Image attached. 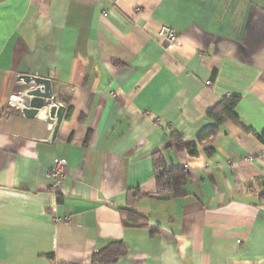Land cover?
Returning a JSON list of instances; mask_svg holds the SVG:
<instances>
[{"label": "crops", "instance_id": "0c3cea01", "mask_svg": "<svg viewBox=\"0 0 264 264\" xmlns=\"http://www.w3.org/2000/svg\"><path fill=\"white\" fill-rule=\"evenodd\" d=\"M20 75L50 80L53 140L49 107L21 114ZM231 96L240 126L220 124L211 154L176 149L171 133L196 145ZM260 136L264 0H0V264H97L115 242L110 264H264ZM155 154L186 170L180 196L157 187Z\"/></svg>", "mask_w": 264, "mask_h": 264}, {"label": "trees", "instance_id": "16d2710c", "mask_svg": "<svg viewBox=\"0 0 264 264\" xmlns=\"http://www.w3.org/2000/svg\"><path fill=\"white\" fill-rule=\"evenodd\" d=\"M239 101V97H227L223 99L216 108L208 113V118L211 119L215 123V125L198 137L196 145H186L183 143L180 137L171 133L169 137L172 144L176 147V149L185 150L190 156H196L197 145L202 144L205 148L206 153L208 155L211 154L213 152L210 145L211 140L216 135L218 126L220 124L229 120L240 126L239 119L235 114V108ZM71 111L72 109L68 108L65 119H69ZM259 138L264 142V136H260ZM153 161L156 171L155 180L157 187L169 190L174 196H180L182 192V186L187 179L186 170L184 168L166 169L158 154H155L153 156ZM261 196H264V194H262ZM119 213L122 219L134 225L144 226L146 223L144 217L138 215L127 207L119 209ZM111 246L116 247V250L114 252L95 254L92 258L93 262L97 264H110L124 254V249L120 243H111Z\"/></svg>", "mask_w": 264, "mask_h": 264}, {"label": "water", "instance_id": "95a60500", "mask_svg": "<svg viewBox=\"0 0 264 264\" xmlns=\"http://www.w3.org/2000/svg\"><path fill=\"white\" fill-rule=\"evenodd\" d=\"M15 92L23 93L21 114L34 118L43 108L49 107L48 116L55 120L51 140L54 139L58 125L62 119L64 108L55 102L52 96L50 80L35 76L20 75L16 79Z\"/></svg>", "mask_w": 264, "mask_h": 264}, {"label": "built area", "instance_id": "2783aa9c", "mask_svg": "<svg viewBox=\"0 0 264 264\" xmlns=\"http://www.w3.org/2000/svg\"><path fill=\"white\" fill-rule=\"evenodd\" d=\"M105 16V13L103 14ZM158 37L164 43L166 48H170L178 44V37L175 35L173 29L167 25H163L158 30ZM208 85V83H206ZM22 98H19L21 100ZM67 162L63 159H54L52 168L48 171V178L50 180L49 191L56 194L60 190L61 182L64 177V169ZM56 222H69L68 219H56Z\"/></svg>", "mask_w": 264, "mask_h": 264}, {"label": "rangeland", "instance_id": "374dc122", "mask_svg": "<svg viewBox=\"0 0 264 264\" xmlns=\"http://www.w3.org/2000/svg\"><path fill=\"white\" fill-rule=\"evenodd\" d=\"M12 102H13L14 104H16V103H17V101H16V100H13Z\"/></svg>", "mask_w": 264, "mask_h": 264}]
</instances>
